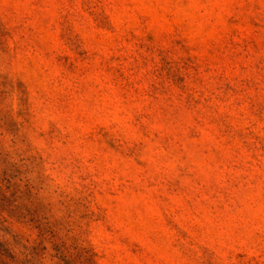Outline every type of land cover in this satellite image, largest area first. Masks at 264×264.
Masks as SVG:
<instances>
[{"label":"rangeland","instance_id":"obj_1","mask_svg":"<svg viewBox=\"0 0 264 264\" xmlns=\"http://www.w3.org/2000/svg\"><path fill=\"white\" fill-rule=\"evenodd\" d=\"M0 264H264V0H0Z\"/></svg>","mask_w":264,"mask_h":264}]
</instances>
